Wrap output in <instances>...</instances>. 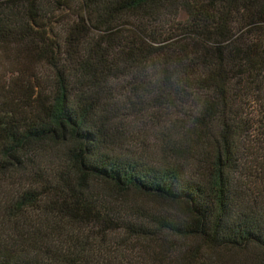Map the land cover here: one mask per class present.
Wrapping results in <instances>:
<instances>
[{
	"label": "trees",
	"instance_id": "1",
	"mask_svg": "<svg viewBox=\"0 0 264 264\" xmlns=\"http://www.w3.org/2000/svg\"><path fill=\"white\" fill-rule=\"evenodd\" d=\"M0 264H264V0H0Z\"/></svg>",
	"mask_w": 264,
	"mask_h": 264
},
{
	"label": "rangeland",
	"instance_id": "2",
	"mask_svg": "<svg viewBox=\"0 0 264 264\" xmlns=\"http://www.w3.org/2000/svg\"><path fill=\"white\" fill-rule=\"evenodd\" d=\"M133 148V147H132ZM91 244H92V240H91ZM113 249V248H112ZM123 253V250H121L120 252H119V255H121ZM124 254L126 255V256H131V254L132 255H134V252H132V251H129V250H125L124 251Z\"/></svg>",
	"mask_w": 264,
	"mask_h": 264
}]
</instances>
